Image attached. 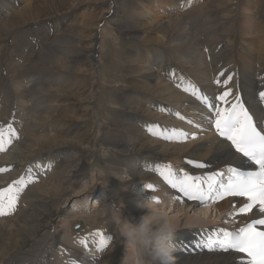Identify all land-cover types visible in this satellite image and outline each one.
<instances>
[{
  "label": "bare ground",
  "instance_id": "1",
  "mask_svg": "<svg viewBox=\"0 0 264 264\" xmlns=\"http://www.w3.org/2000/svg\"><path fill=\"white\" fill-rule=\"evenodd\" d=\"M0 1V13H2L0 15V39L20 27L30 25L32 20H45L52 17L60 26L58 28L60 33L54 35L49 43L43 45L40 51L32 55V58L29 56V64L21 72L11 74L14 80L19 83V79L25 78V87L21 89L20 84L17 85V92L20 94L29 93L28 96H30L31 91H34V96L27 100L28 96L23 94L26 99L23 98L22 104H19V97L24 96L17 95L15 104L11 107V110L17 115L12 119V124L15 126L11 128L15 130V135L10 137L11 143L17 142L16 138L23 140L10 151L8 149L11 143L4 145V149L9 153L6 157L0 158V166L20 164L23 168L17 170L20 174L24 171V167L33 160L38 165L37 171L42 173L40 175L47 176L46 174L52 169L54 171L53 174H48L47 179L31 186L26 191L22 204L25 205L28 199L31 202L22 210L24 214L18 211L20 214L14 217L16 218L14 225L10 226L7 223L0 225V264L26 262L32 264L36 253L45 241L54 235V227L55 232L58 233L56 235L58 244L68 248L69 253L78 255V264L123 263L125 253L121 248L123 241H121L119 232L115 230V224L111 226L106 223L107 217L99 218L97 222H93L95 226L80 236L82 231L73 232V230L77 231L78 227L77 229L73 227L72 231L61 230V227L63 225L71 226V223L83 214L96 220L97 214L91 215L90 210H85L87 202H80L85 204L81 210L77 209L79 211L71 208L67 216L59 214V210L63 207L62 204L65 203L62 201L82 197V194L85 193L97 192L96 185L99 180L94 177L92 180L94 183L82 190H77V186L81 182L80 178L86 174V162H88V166L90 165L89 167H92L97 145L91 148L90 145L93 142L87 136L88 133L85 135V130L76 125L74 119L83 121L95 110L97 122L103 123L98 117L101 112L97 106L99 90L96 89V85L101 82L102 60L99 53L101 52L100 48L104 46L105 27L109 25L104 20L106 14L109 15L108 17L120 20L118 26L112 29L113 34L122 36V38L125 36L129 39H138L143 46L128 55L131 65L127 66L124 62V65L127 66L124 74L125 78H128L124 86L134 91L140 90L147 93L148 96L144 99L143 104L149 107L146 109L147 111H144L148 117L147 119L144 117L146 121L145 133L142 131L139 135L134 131L136 124L134 120L139 116V112L132 111H138V107L135 102H132L131 96L125 94L116 102V105L123 110L121 119H125L118 121V124L114 123L118 129L122 130L118 132H111L112 129L101 131L102 136L112 139V142L110 145L109 143H99L114 152L113 158H108V162H110L108 175L105 177L100 175L103 178V181L100 182L106 184L105 187L108 188L107 195L110 194V199L117 200L114 205L121 209L123 216L134 224L139 223L140 218L150 214V211L154 214H161L156 204L148 202L147 205L139 207L132 195L125 194L128 187L139 184L144 177L150 176L148 183L152 185V188L148 187V190L159 195L170 193L177 197L178 202L174 203L179 204V201L183 202L184 199H187L194 204L187 203L184 205L185 208L179 209L185 215L186 222L184 224L165 213L176 226V264H247V259L241 254L225 253L217 248L209 249L204 246L209 238H215L217 229L231 231L253 219L264 218V216L256 214L255 208L248 213L228 214V207H234L233 213H237L240 207L248 203L247 198L229 196L223 200L213 201L207 209L195 208L199 201L189 200L177 188H173L160 173L164 170L163 166L170 165L173 169L172 163L176 164V162L183 167L182 172L188 170L191 159L204 161L206 165L201 172L208 170L209 174L215 172L213 170L218 172L227 166L248 165L245 158L236 152L231 142L220 137L215 126L211 127L214 124L205 119L203 115L206 113L210 114V117H215L214 107L208 112L206 104L202 107L197 105L199 98L198 95H193V86L196 90H204L209 102L222 108L230 107L234 102V97L238 95L248 111L252 113L256 123L264 128V102H261L259 98V93L264 91V0H207L203 4L198 2L191 7H189L191 0H170L169 5L166 4L167 0H131L130 4L129 2L109 4L108 0H104L100 4L106 9L104 15L101 17L92 16L90 19L86 17L87 14L86 16L82 15L76 23H68L67 17L62 15V8L65 6L62 4L67 3V0L28 1L22 11L13 12V14L9 13V8L13 5L12 3L19 0ZM73 1H76V5H74L76 7L86 6L85 4L88 3L86 0ZM254 5H260L259 10L254 11ZM155 6L163 8L173 6L174 9L182 11L178 10V15L168 16L167 20H160L162 22L158 23L152 16ZM1 7H5L4 10ZM42 9L46 11L44 12L46 16L43 18L38 17ZM195 26L199 28L197 36L192 33ZM99 27H104L103 34L95 29ZM208 29L217 34V40L222 37V42L233 44L229 56L225 52H219L217 47L204 45L203 42H207L209 38H204ZM99 30L101 29L99 28ZM150 45H155L157 48L150 49ZM158 48L165 49V53L161 60L156 61L154 66L157 67V70L155 73L154 69H151V61L155 57L154 54L158 52ZM168 53L174 58H170ZM210 60L214 62L215 72L212 70ZM83 63L86 67L82 65ZM182 66L184 69L176 72V68ZM81 72L89 73L90 77L94 79L91 95L87 98L84 97L85 88H83L84 90L80 89L77 85V76ZM226 74L233 75V85L231 86L234 88V90H230L231 95L226 97L228 103L219 99L225 91L223 93V87H218ZM228 88L230 89V87ZM65 96L74 98L75 102H63ZM34 97L36 99L33 100ZM30 101L32 102L29 109L33 113H28L30 115L24 122L23 117L19 114V108L25 107V105L28 108ZM77 102H85L86 110L84 112L83 109L75 110L78 108L76 107ZM194 103L195 105H193ZM71 104L73 105L71 106ZM163 104L172 108L165 116L175 113L180 117L178 121L175 118L171 120L173 125L181 127L183 132L193 131L197 135H199L197 132L201 133L197 140L190 139L187 142L171 140V143H164L160 140L161 137L157 139L159 136L148 131L150 127L153 132L158 128V121L153 117L155 114L153 110L154 107H158L157 113L166 112L167 109L163 110ZM60 107H65V109ZM66 109L70 110L60 113ZM72 110H75L74 113H69ZM181 110L189 115L183 114L180 112ZM35 111H37L36 114ZM163 118L164 116L159 120L162 121ZM4 119V115L0 113V123ZM140 119L143 120V118ZM212 119L214 121L215 118ZM201 121L206 122L204 126L199 124ZM57 122H59V128L54 130ZM161 125H163L162 132L172 130L164 121L161 122ZM40 129L43 132H39ZM116 155L118 156L116 157ZM58 158L65 161L62 167L64 169L66 166L67 169L64 171L59 167L60 164H56ZM44 164H46L45 167ZM141 166L145 171L141 169ZM158 166H160L159 170ZM0 169L5 168L1 167ZM174 172L176 174L175 170ZM183 173L176 175L179 177ZM16 174H10L9 178ZM9 178L7 175L0 174V189L4 187L2 186L3 181L7 182ZM136 191L139 198L147 201L145 195L148 194L143 186ZM168 199L162 200V208L170 202ZM99 201L97 200L98 203ZM108 201L109 199L106 198L103 203ZM172 202L171 210H175L177 206L172 205ZM111 208H113V204L105 205L102 212L107 213ZM196 209H198L199 215L194 214ZM202 214L203 220L200 219ZM208 214L212 216L215 214V218L210 220L207 217ZM192 216H195V220H191ZM219 220H227L225 228L212 226V223ZM101 235L111 238L103 249L100 248ZM81 240L84 241L83 244L80 243ZM27 254L33 255V257H28ZM53 257L51 255L49 258ZM56 260H58V256ZM70 261L72 262V260ZM33 264L40 263L34 262ZM57 264L62 263L58 260Z\"/></svg>",
  "mask_w": 264,
  "mask_h": 264
},
{
  "label": "rangeland",
  "instance_id": "2",
  "mask_svg": "<svg viewBox=\"0 0 264 264\" xmlns=\"http://www.w3.org/2000/svg\"><path fill=\"white\" fill-rule=\"evenodd\" d=\"M28 1L31 2H35V1H40V0H19L16 3H12L13 5L9 8L11 14H13V12H19L22 11V8L25 7L26 3ZM88 1L87 4H85L86 6H81V7H76L74 5H76V1L74 2L73 0H67L65 5L63 6L64 8H62V15H65V17H67V22L68 23H76L77 19L79 20L82 15L87 14V18H92V16H98L101 17L102 15H104L106 13V9H104L103 6H100V4H102V2L104 0H86ZM170 0L166 1V4H170L169 2ZM207 0H191L189 7L195 5L196 3L200 2L199 4H203L205 3ZM97 2V3H96ZM109 4H113L116 2V4H120V3H126L129 2V4L132 2L131 0H108ZM181 2V1H180ZM105 3V2H104ZM107 3V2H106ZM105 3V4H106ZM142 3H147V2H142ZM97 4V5H96ZM15 5V7L13 8V6ZM167 5V6H168ZM185 5V4H184ZM0 6H1V1H0ZM91 6V7H90ZM157 7L155 6L154 9L152 10V16L154 19H156V21L159 23L160 20H167L168 16H174V15H178V10L174 9L173 6L169 7ZM96 7V8H95ZM5 7H1V9L4 10ZM72 8V9H71ZM254 11L259 10L260 5H254L253 6ZM86 9V10H85ZM184 9V8H183ZM72 10V11H71ZM182 11V10H179ZM46 12L45 10H41L40 15L38 17L43 18L44 16H46ZM69 12V13H68ZM80 12V13H79ZM42 13V14H41ZM44 13V14H43ZM2 13H0L1 15ZM80 15V16H79ZM106 17H104L105 21L107 22V24H109L105 30V39H104V46L101 49V52L99 53V56L101 57V82L98 83V85H96V89H98L99 91L97 92V96H98V102H97V106L100 109V116L99 119L103 122H97V118L95 117L96 111H92V114L88 117H86L85 120L83 121H78L76 119H74V122L76 123V125H78L79 127L81 126L85 132L84 134L86 135V133H88V137L90 138V141L93 142L91 143V148H94L97 145V149L96 151H94V158H93V162H92V167L88 166V162H86V166L87 169L86 174L82 175V177L80 178V183L77 186V190H82L83 188L87 187L88 185H91L92 183H94L93 177L95 179H98L99 181H97V192H89V193H85L82 194V197H74L72 199H69L68 201H62L65 202L64 204H62V208L59 210L60 211V215L62 216H67L69 209L74 208L75 211H79L82 209L83 204H81L80 202H87V208L88 210H90V214L94 215L97 214L96 216V220L95 219H90V217H88V215H84L81 217H77L74 222L71 223V226L66 227V225H63L61 227V230H71L78 227L79 229L73 230V232H81L80 236L83 235V233H85L86 231H88L92 226H95V224H93V222H97L99 218H105L107 217V221L106 223L108 225L115 224V230L119 232V236L121 238V248L123 249L122 251L125 252L124 253V259H123V263L122 264H136L135 262V252L134 250H132L131 248H127L125 247V238L121 236V230H122V223H123V218H125V216H123L124 214L122 213L121 209H118L114 204L117 200L111 198L110 199V194L107 195V190L108 188H106V184L100 182L103 181V178L100 177V175H102V177H105L108 175V171L110 167V162H108V160L111 158H113L114 156V152L111 149H107V147L101 146L102 144L99 142H102L103 144H111L110 142H112V139H108L102 136V130L105 131H110L111 132H118L119 130L122 129H118L117 125H115L114 123L116 122L118 124V121H123L124 119H121V115L123 110L120 109L116 104V102L118 101L119 98H122L123 96H125V94H128L131 96L132 98V102L136 103V107H138V111L136 110H132L133 112H139V116L134 120L136 122L135 124V130L139 135L142 133V131L145 133V119L144 117L147 119L148 117L145 115L147 111L146 109L149 108L147 105H144V99L148 96L147 93L142 92L140 90L134 91L133 89H130L126 86H124L128 80V78H125V71L127 66L131 65V63H129V58L128 55L133 54L134 51H136L137 48H143L142 44L139 43L138 39L134 40V39H129L128 37H123L122 36H118L116 34H113V30L115 27L118 26V23L120 22L119 19L117 18H112L111 16L108 17L109 15H105ZM108 17V18H107ZM107 19V20H106ZM56 20H54L52 17L48 18V19H42V20H32L30 23V25L25 26V27H20L18 30L6 34L7 36H2L0 39V113H2L4 115V120L3 122L0 123V128L2 127L3 129H7L9 125H11V127H14L15 125L12 124V119L13 116H17L16 114H14L13 110H11L12 105L15 104V99L17 97V95H29V93H25L23 92V94H20L19 92H17V85L20 84L21 89H23L26 85V82L24 81L25 78H21L19 79L20 83L18 81H15L14 78L11 76V74H13L14 72H21V70L23 68L26 67V65L29 64V56L30 58H32L33 54L35 55V53H37L38 51H40L43 47V45L49 43V41L54 37V35L60 33L59 31V27L56 22ZM156 22V23H157ZM162 22V21H160ZM115 24V25H112ZM117 24V25H116ZM106 26V23H105ZM114 26V27H113ZM94 27V26H93ZM99 28L101 30H99ZM99 28H95L97 29V31L101 34H103L102 29L104 27H99ZM94 29V30H95ZM192 33L193 35H199V28L198 26L193 27L192 29ZM103 35V38H104ZM217 34L210 32L209 29L206 33V36L204 38H208L207 42H203L204 45H206L207 47H217V50L219 52H225L227 54V56H229V52L231 50V48L233 47L231 44V42H222V37L217 40L216 39ZM202 38V37H201ZM129 39V40H128ZM239 46V45H238ZM150 49L151 48H157V46L155 45H150L149 46ZM165 53V49L162 48H158V52H156L154 54V59L151 61V69H154L153 72L156 73L157 67H155L154 65H156V61L161 60L163 57V54ZM170 58H174L173 55H171L170 53H168ZM209 54V53H208ZM210 57V56H209ZM209 59V58H208ZM123 62V64H122ZM124 62L127 64V66L124 65ZM25 64V65H24ZM210 64L212 65V70L215 72L214 70V62L210 60ZM82 65H85V63H83ZM86 67V65L84 66ZM228 68V67H225ZM182 70L184 69V67H180V68H176V72L178 70ZM234 70V69H232ZM230 70V71H232ZM186 72V71H185ZM87 74V75H86ZM223 74V73H220ZM91 75L89 73H79L77 76L78 79V88H85V92H84V97H88L91 95L90 91L92 89L93 86V81L94 79H92L90 77ZM232 74H226L224 75L223 81L220 82L218 84L219 88H222L223 93L224 91H230V90H234L233 86V80H232ZM231 83V84H230ZM130 84V83H127ZM27 87V86H26ZM230 87V89L228 88ZM226 89V90H225ZM12 90V91H11ZM84 90V89H83ZM201 92L205 93L204 90L199 89ZM189 91V90H187ZM10 92H12L10 94ZM34 91H31L30 96L27 97V100L32 99ZM23 95V96H24ZM205 96H207L205 94ZM26 97H19V104H22V99ZM212 98V97H210ZM36 99L35 97L33 98V100ZM38 99V98H37ZM229 99V98H228ZM31 102L28 105L22 106L21 108H19L20 110V116L23 117L24 122L28 119L29 115L28 113H33L30 112L31 110L29 108H31ZM63 102H67V103H71V102H75L74 98L70 97V96H65V101ZM76 105L75 110L80 111L81 109L86 110V104L85 102L79 103ZM198 105V103H196ZM70 106V104H67ZM73 104H71L72 106ZM195 105V103L193 104ZM163 106H167V107H163V110H166V114L168 112V109H172L170 106L163 104ZM185 106V105H184ZM118 107V108H117ZM65 109V107H60ZM158 107H154L153 112L154 114V119L156 121H158V124H161L162 121H164L166 124L171 123L173 120L172 119V114L170 113V115L168 114L167 116L163 115L162 111L160 114L157 113L159 111V109H157ZM70 109H66L64 112H60V113H65L67 111H69ZM75 110H72L71 114L74 113ZM140 110V111H139ZM181 112V111H180ZM209 112V111H208ZM35 114L37 113V111L34 112ZM183 113H186L185 111H183ZM165 114V115H166ZM187 114V113H186ZM210 115V114H209ZM126 118H128L126 115H124ZM162 116H164L163 120H159ZM212 118H214L213 116H211ZM210 117V118H211ZM140 118H143V120H141ZM209 118V117H208ZM140 119V120H139ZM169 119V120H167ZM170 121V122H169ZM178 121V120H177ZM213 121V120H212ZM211 121V122H212ZM68 122H71V120H68ZM59 122L55 123L57 126L54 127V130H56V128H59ZM206 122L205 121H201V123H199L200 125L204 126ZM128 125V124H127ZM129 126V125H128ZM137 126V127H136ZM210 127V126H209ZM208 127V128H209ZM212 127V126H211ZM210 127V128H211ZM161 129V128H160ZM206 129V128H204ZM201 130V129H198ZM39 132H43L42 129L39 130ZM192 132L188 133V138L192 137ZM47 133V132H46ZM201 135V133H200ZM157 136V135H156ZM155 136V138H157ZM17 142H13L11 143V148L9 149L12 150L17 144L22 142V138H16ZM157 139H160V137H158ZM111 140V141H110ZM162 142L164 143H171V140H164V139H160ZM193 140H197L196 138H194ZM94 146V147H93ZM108 146V145H105ZM8 152L0 151V158H2L3 156L6 157V155H8ZM118 155H116L117 157ZM109 158V159H108ZM117 159V158H116ZM57 162L56 164H60V168L62 169V171H64L65 169H67V167L65 166L64 169L62 167V165L65 164V161H63L61 158L56 159ZM196 161V160H194ZM199 161V160H198ZM31 162H34L33 160ZM70 163V162H67ZM66 163V164H67ZM23 164V163H21ZM173 167L175 169H177L178 167H181L180 164L178 162L172 163ZM175 164V165H174ZM46 164H44L45 166ZM140 165V164H139ZM11 166H14L16 168H11L9 169L7 172H0L1 175H7V177L9 178L10 174L13 173H17L15 176L10 177L9 181L4 182V184H2V186H8L13 185V182L20 179L21 177H25L26 179L30 176L31 177V181L30 183H26L23 186V191H21V194L18 196V203L15 206V210L13 212H11L10 214L7 215H0V225L2 223H7L10 226L14 225L16 218L18 214H20L19 212H21V214H24V212H22L23 209H25V207L28 206V204L31 202L30 199L27 200V202H25V205L22 204L25 193L27 190H29V188L35 184H38V182L47 179L46 177L48 176V174L52 173L53 174V169L51 170V172H48L46 175L47 176H36L35 172H36V166L37 163H28V168H29V172L31 173L30 175H26L24 174L26 171H22L20 174H18L19 169H23L21 167L20 164H12ZM55 166V165H54ZM1 167H6V165H2ZM34 168V169H33ZM57 169V168H56ZM141 169H144L143 166H141ZM198 167H194L195 171H198ZM110 173V172H109ZM147 174V173H146ZM33 175V176H32ZM95 175V176H94ZM150 177V176H149ZM149 177H144L142 179V181L139 184H134L132 186H130V188L128 187L126 189L125 194H130L133 197V200L136 201L138 204H140V206H144L147 205L148 202H151L153 204H156V206H158L159 208V213L161 214H165L167 213L169 216L171 215L172 217H174V219L176 221L179 222H183V224L186 222V218L184 217L185 215H183V213H181L179 211V209L185 208L184 205H186L187 203L194 205L193 203H190V201H184V203H174L176 200V198L172 195H170V193L166 194L164 193L163 195H159L157 193H153V191L148 190V180ZM32 178H36V179H32ZM2 183V181H1ZM143 186V189L145 190V192L148 195H145V198H147V201L145 199H142L141 197H138V193H137V189L141 188ZM15 187V186H14ZM147 187V188H146ZM148 190V191H147ZM88 196V197H87ZM108 198L109 201L106 203H103V200ZM167 198H169L168 200L170 202H168L165 206H163L162 208V200H166ZM175 198V199H174ZM97 200H100L99 203L97 202ZM159 200V203H157L156 201ZM91 201H92V207L91 206ZM114 201V203H113ZM171 201L172 205L177 206L175 210H171ZM76 203V204H75ZM22 204V205H21ZM109 204H113V208L108 209V212L103 213L102 211L104 210L105 205H109ZM22 206V207H21ZM75 206V207H74ZM81 206V207H80ZM203 206V207H202ZM210 205H206L201 204V203H196L195 208H204L207 209V207H209ZM77 207V208H76ZM79 207V208H78ZM110 208V207H109ZM79 209V210H77ZM19 211V212H18ZM128 212H130L127 209ZM196 212L194 213L195 215H199L200 213H198V209L195 210ZM233 211V208L228 207V214H230V212ZM17 213V214H16ZM193 213V212H192ZM193 215V214H192ZM215 215V214H214ZM214 215L212 216L211 214H208L207 217L210 218V220H213L215 217ZM219 216V215H217ZM195 216H192L191 220H195L194 218ZM227 217V216H226ZM103 218V219H104ZM199 218V217H196ZM14 219V220H13ZM200 219H204L203 214L202 217ZM128 220V219H127ZM226 221L227 220H219V221H215L214 223H212V226H217V227H226ZM13 222V223H12ZM92 223V224H91ZM73 225V226H72ZM87 227V228H86ZM1 228V227H0ZM55 227L53 230L54 235L52 237H49L45 243L42 245V247L40 248V250L36 253L35 255V260L34 262H38L40 264H57V261L60 260L62 264L66 263V264H70L69 261L72 259V262H76L78 259V255L76 254H72L71 252L69 253L67 251L68 248L61 246L60 244H58V237H56V235L58 233L55 232ZM123 243V245H122ZM28 255V254H27ZM54 256L53 258H49L50 256ZM74 255V256H73ZM58 256V260H56V257ZM76 256V257H75ZM28 257H33V255H28ZM69 260V261H68ZM33 262V263H34ZM78 262V261H77ZM29 263V262H28ZM32 263V264H33ZM22 264H27L26 263H22Z\"/></svg>",
  "mask_w": 264,
  "mask_h": 264
},
{
  "label": "snow or ice",
  "instance_id": "3",
  "mask_svg": "<svg viewBox=\"0 0 264 264\" xmlns=\"http://www.w3.org/2000/svg\"><path fill=\"white\" fill-rule=\"evenodd\" d=\"M196 94L197 90L193 86V95ZM229 95H231L230 91L225 92L219 99L228 103L226 97ZM198 98L210 109L214 107L215 119L212 123L217 134L230 141L236 152L241 153L251 165L258 168L255 171H242L237 167L229 166L226 173L212 172L205 177H193L183 173L178 177L170 165H165L160 174L189 200L204 204L209 200H223L227 196L246 197L248 203L240 207L237 213L230 215L248 213L255 208L258 216H264V128L258 130L252 115L238 95L234 97V102L228 108L214 106L206 96H198ZM259 98L264 102V91L259 93ZM148 131L160 135L163 139L181 142L189 135L176 129L156 133L150 127ZM14 135L15 130L11 125L7 129L0 128V151L4 150L6 143H11L10 137ZM189 163L198 168L205 167V164L200 162L189 161ZM2 171L5 169H0V172ZM30 182H32L30 176L27 179L21 177L14 181L13 185L0 189V215H7L15 210L19 193L23 191V186ZM149 188H152V185H149ZM156 202L159 203V200ZM260 226H264V218L253 219L250 223L231 231L217 229L215 238H209L204 246L209 249L217 248L225 253L246 254L247 264H264V230H261ZM109 239L111 238L101 235V249L107 246ZM80 243L83 244L84 241L81 240Z\"/></svg>",
  "mask_w": 264,
  "mask_h": 264
},
{
  "label": "clouds",
  "instance_id": "4",
  "mask_svg": "<svg viewBox=\"0 0 264 264\" xmlns=\"http://www.w3.org/2000/svg\"><path fill=\"white\" fill-rule=\"evenodd\" d=\"M175 233V224L165 214L150 211L135 224L123 218L121 236L126 249L134 250L136 264H176Z\"/></svg>",
  "mask_w": 264,
  "mask_h": 264
},
{
  "label": "water",
  "instance_id": "5",
  "mask_svg": "<svg viewBox=\"0 0 264 264\" xmlns=\"http://www.w3.org/2000/svg\"><path fill=\"white\" fill-rule=\"evenodd\" d=\"M76 229H77V227H76Z\"/></svg>",
  "mask_w": 264,
  "mask_h": 264
}]
</instances>
